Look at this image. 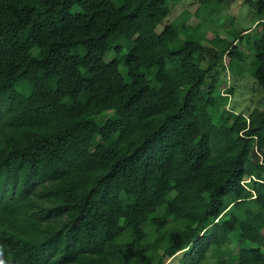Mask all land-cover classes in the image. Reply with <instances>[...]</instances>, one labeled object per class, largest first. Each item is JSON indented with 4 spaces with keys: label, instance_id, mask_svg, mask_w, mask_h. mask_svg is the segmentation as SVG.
Instances as JSON below:
<instances>
[{
    "label": "trees",
    "instance_id": "obj_1",
    "mask_svg": "<svg viewBox=\"0 0 264 264\" xmlns=\"http://www.w3.org/2000/svg\"><path fill=\"white\" fill-rule=\"evenodd\" d=\"M170 2L0 0V264H264V108L219 84L264 94V0L211 47Z\"/></svg>",
    "mask_w": 264,
    "mask_h": 264
},
{
    "label": "rangeland",
    "instance_id": "obj_2",
    "mask_svg": "<svg viewBox=\"0 0 264 264\" xmlns=\"http://www.w3.org/2000/svg\"><path fill=\"white\" fill-rule=\"evenodd\" d=\"M202 0H171L170 15L157 27V32L163 31V29L172 23L181 24L184 22V16L182 14L189 13L190 19L187 21V26H191L193 29L182 30L179 33V45L185 39H194L200 41L203 44H207L211 47L208 41L212 40L216 36L233 41L234 38L230 34L234 31H249L246 38H255L260 30L258 29L259 19L255 15L254 10L247 3L248 0H231L230 3H225L220 7L221 11L213 13L215 1H211V4L206 7L202 13V17L206 20L205 25H200L202 17L197 16L196 13L201 10ZM254 2V0H252ZM177 23V25H179ZM199 26V27H198ZM112 55L107 57V61L112 59ZM227 65V61L224 62ZM246 65L242 66V69L238 68L235 73L229 70H219L220 80L219 84L225 83L222 92H226L227 89L232 88L233 93L228 95L227 110L234 111L237 114L249 115L254 111L262 110L264 108V94L259 88L257 82L249 72L251 65V58L248 57ZM207 64L204 63L203 67Z\"/></svg>",
    "mask_w": 264,
    "mask_h": 264
}]
</instances>
